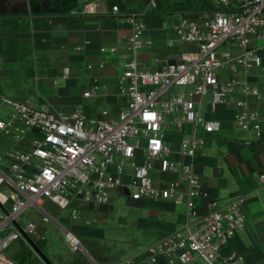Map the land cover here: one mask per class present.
I'll list each match as a JSON object with an SVG mask.
<instances>
[{"label":"built area","instance_id":"2783aa9c","mask_svg":"<svg viewBox=\"0 0 264 264\" xmlns=\"http://www.w3.org/2000/svg\"><path fill=\"white\" fill-rule=\"evenodd\" d=\"M214 1L216 8L202 17L180 18L166 40L168 46H195L153 69L141 67L138 54L153 45L146 35V18L158 0H147L141 10L122 11L112 5L111 11L124 14L130 25L124 38L131 52L116 85L125 103L115 115L103 109L99 116H88L83 104L63 112L29 99L0 96L11 108L0 115V264H20L7 252L16 240L25 241L42 264H49L27 239L37 233L39 223H21L29 206L38 208L41 220L48 222L52 217L43 202L49 199L80 220L75 203L109 204L120 192L134 200L184 204L186 213L181 228L121 264L160 258L168 264H195L199 259L207 264L242 263V254L223 249L245 226L246 194L210 197L194 169V157L221 128V119L206 115L220 105L236 108L235 121L242 129H261L260 111L252 99L264 103V0ZM91 12L88 4L70 9L72 15ZM68 74L64 70L61 76ZM98 87L95 78L91 91ZM169 130L182 134L178 152L187 160L175 158L166 139ZM198 197L208 199L203 213L196 205ZM63 238L69 249L83 248L70 230H63Z\"/></svg>","mask_w":264,"mask_h":264},{"label":"crops","instance_id":"0c3cea01","mask_svg":"<svg viewBox=\"0 0 264 264\" xmlns=\"http://www.w3.org/2000/svg\"><path fill=\"white\" fill-rule=\"evenodd\" d=\"M146 2L0 0V96L29 99L63 112L83 104L88 116H99L103 109L115 115L125 103V98L116 94V85L123 72V62L131 57L124 38L130 32V25L124 14H114L111 8L118 4L122 11L141 10ZM84 4L90 5L93 12L70 14V9ZM216 6L214 0H158L157 7L146 18V35L153 39V45L139 52V65L153 69L166 60L179 59L182 51L195 44L168 46L166 40L173 36V24L182 17L198 19ZM113 47L115 50L111 51ZM64 70L69 72L66 78L61 76ZM95 78L99 87L92 92ZM252 106L260 111L258 132L244 130L236 123V108L232 105H220L216 112H206L207 116L221 119L222 125L198 149L194 169L203 189L212 198L224 200L246 194L245 226L235 233L223 251L235 250L242 254L241 264H264V103L252 99ZM10 110L0 101L1 115ZM190 130V127L186 129ZM181 137V133L166 132L175 158L187 160L178 152ZM207 203V198H196L201 213L207 210ZM44 204L48 205L43 207L52 217L48 222L60 229L62 240L63 230L67 229L78 236L83 247L71 250L64 241L67 251L56 254V262L52 264H121L186 222L184 204L170 200H134L122 192L109 204L75 203L82 215L80 220L73 219L67 209H61L49 199H44ZM128 207L130 213L126 212ZM62 212L65 214L58 217ZM37 240L36 248L43 249V243ZM11 255L22 264L18 255ZM138 264L168 262L160 258ZM195 264L207 263L199 259Z\"/></svg>","mask_w":264,"mask_h":264},{"label":"rangeland","instance_id":"374dc122","mask_svg":"<svg viewBox=\"0 0 264 264\" xmlns=\"http://www.w3.org/2000/svg\"><path fill=\"white\" fill-rule=\"evenodd\" d=\"M43 206L48 207L47 204H44ZM129 210L130 209L128 207L126 212H128ZM128 213H130V211ZM63 214H65V212L60 213L58 217ZM29 221L38 222L40 228L37 230V233L28 234L27 239L35 246L37 245V239H40V242L43 243V249H39L37 247V251L43 258H45V260L47 259L52 263L56 262V254H63L67 251V247L61 237L60 229L53 226L52 222H43L41 220V211L35 206H29L21 214V223L23 225H25ZM38 246L40 245L38 244ZM7 252L9 254L13 253L14 255H18L22 264H25L26 262L41 264V262L35 258L33 252L29 249L25 241H14L8 247Z\"/></svg>","mask_w":264,"mask_h":264},{"label":"water","instance_id":"95a60500","mask_svg":"<svg viewBox=\"0 0 264 264\" xmlns=\"http://www.w3.org/2000/svg\"><path fill=\"white\" fill-rule=\"evenodd\" d=\"M45 259V258H44ZM46 261L49 263V264H52L50 261H48L47 259H46Z\"/></svg>","mask_w":264,"mask_h":264}]
</instances>
